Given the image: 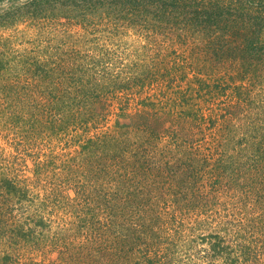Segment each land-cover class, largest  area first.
<instances>
[{
	"label": "rangeland",
	"instance_id": "1",
	"mask_svg": "<svg viewBox=\"0 0 264 264\" xmlns=\"http://www.w3.org/2000/svg\"><path fill=\"white\" fill-rule=\"evenodd\" d=\"M56 20L0 31V51L40 71H0V264H226L212 244L264 242L259 187H223L211 225L201 211L204 162L244 161L236 144L264 124V73L248 105L237 66L193 34ZM258 242L243 264H264Z\"/></svg>",
	"mask_w": 264,
	"mask_h": 264
},
{
	"label": "trees",
	"instance_id": "2",
	"mask_svg": "<svg viewBox=\"0 0 264 264\" xmlns=\"http://www.w3.org/2000/svg\"><path fill=\"white\" fill-rule=\"evenodd\" d=\"M58 17L74 19L83 25L90 20L97 22L104 19L115 27L133 28L146 39L156 35L176 34L175 38L179 40L184 33L193 34L200 40L205 55L210 54V58L220 66L227 63L237 66L239 74L244 76L243 81L247 80V86L243 92H240L239 87L235 90L239 99L242 95L246 97L248 105H252V92L260 73H264V0H0V31L29 21L54 19L58 22ZM29 58L27 55L15 57L12 60L20 62H11L9 55L0 51V71L3 69L13 73L22 65L21 68H26L24 71L31 67L34 72H40L39 62L33 60L27 64ZM44 73L48 77V70ZM262 82L264 87V80ZM199 83L202 89L209 90L206 81L201 79ZM258 108L260 116L255 121L264 123V104ZM248 131L253 137L245 143L246 146L242 139L236 144L244 153V161L229 160L219 153L213 164L205 161L201 167L203 177L214 179L211 192L202 194L201 198V211L205 213L207 225H211L214 216H221L210 201L217 204L220 198L218 193L232 182L243 180L241 183L249 189L259 187L264 198V124L258 130L257 124L252 123ZM257 131L261 132L258 134ZM228 143L229 139L224 138V142L217 147H223L224 151V145L226 147ZM210 165L212 168H209ZM240 189L236 187L229 191L236 194ZM223 191L224 197L233 198L229 196L230 192ZM146 228L148 230V226L142 224L143 231L146 232ZM252 228V233L264 238L263 220ZM245 242L233 249L219 243L212 244V252L207 257L210 260L213 257L214 260L220 259L221 263L226 264L251 262L248 251H251L252 257L259 255L253 247L258 241L251 239ZM258 244L260 252L264 253V242L259 241ZM235 252H240L242 256H234ZM145 263L153 264L151 261Z\"/></svg>",
	"mask_w": 264,
	"mask_h": 264
}]
</instances>
